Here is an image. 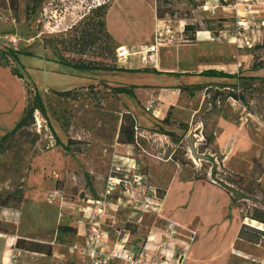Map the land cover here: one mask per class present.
<instances>
[{
  "label": "rangeland",
  "instance_id": "rangeland-1",
  "mask_svg": "<svg viewBox=\"0 0 264 264\" xmlns=\"http://www.w3.org/2000/svg\"><path fill=\"white\" fill-rule=\"evenodd\" d=\"M199 3L0 0V50L30 51L19 56L20 66L10 63L32 93L37 90L45 106V114L34 111L32 120L10 136L0 153V194L16 192L20 196L18 208H7L14 212L13 218L0 213V230L12 232L13 224L5 220L20 219L22 232L52 241H36L45 249L51 247V253H46L50 258L41 264H82L72 248L76 231L62 230L74 228L80 214L76 209L61 208L59 200L80 204L90 198L102 199L109 177L128 182L126 187L116 185L105 197L103 224L113 235L116 231L143 234L152 224L162 225L164 220L143 206L152 199V190L160 198L174 177L177 182L206 180L230 193L241 226L246 227L228 258L203 263L225 264L227 258L226 264H251L253 258L264 259V230L258 234L245 222L253 216L264 218V82H251L242 100L227 96L242 77H264V67L253 70L264 63V5H254L251 14L239 18L222 17V12L207 16ZM99 4L107 5L106 28L115 39L106 43L102 37L89 43L80 38L75 46L73 35L93 32L88 11ZM156 9L175 39L174 44L159 47L156 71L83 74L86 71L58 62L62 56L72 61L103 60L124 68L147 67L133 55L119 62L116 48L130 51L148 44ZM85 15L89 17L83 21ZM185 25L190 28L183 33ZM80 48L82 53L77 51ZM211 69L235 77L201 74ZM16 78L25 90V105L24 80ZM0 81L5 82L1 75ZM115 85L137 87L130 96L113 93ZM72 88L78 89L76 96L55 93ZM152 99H158L159 118L144 109ZM121 124L125 132H133V143H118ZM138 174L144 175L143 183L133 181ZM54 189L60 197L48 204L46 197ZM235 250L246 256L236 255ZM7 261L5 255L4 263Z\"/></svg>",
  "mask_w": 264,
  "mask_h": 264
},
{
  "label": "crops",
  "instance_id": "crops-1",
  "mask_svg": "<svg viewBox=\"0 0 264 264\" xmlns=\"http://www.w3.org/2000/svg\"><path fill=\"white\" fill-rule=\"evenodd\" d=\"M152 37L150 38V42L152 41ZM82 73L90 72L86 71ZM0 75L1 78L5 79V82L0 81L1 137L12 130L20 119L24 106L25 90L20 81L14 75H11L6 68L0 66ZM158 110L160 114V109ZM229 194L226 189L211 181L187 180L177 182L174 177L163 188L161 195V211L158 216L164 220L162 225L157 226L152 224L148 228L147 233L143 234L128 233L129 238L135 242H140L146 236H154L155 240L150 245L151 247H158L163 240L160 233L163 232L168 222L172 221L186 226L192 225L193 228L198 229L199 235L190 245L183 264H204L203 262L220 261L224 259V256L228 258L230 255L228 252L238 238V232L242 224L239 213L233 205ZM0 209V213L6 212L13 218L14 212H11V209L2 207ZM5 221L11 222L13 227L12 232L0 230V264H41L42 262H46L47 258H50L44 253L15 250L14 244L17 239H26L34 242H40L41 240L29 236L26 232H22L20 219L18 222ZM74 229L76 231V234H74L76 244L83 245L84 237L81 231H78L76 227ZM126 232L124 231L122 234L121 231H116V234H112L110 243L114 242L118 235L120 237ZM178 246H180L179 243ZM193 246L195 248L192 253L191 249ZM235 252H237L236 255L238 256H246L243 251L235 250ZM5 255L8 257L6 263H4ZM52 258L54 259V257Z\"/></svg>",
  "mask_w": 264,
  "mask_h": 264
},
{
  "label": "built area",
  "instance_id": "built-area-1",
  "mask_svg": "<svg viewBox=\"0 0 264 264\" xmlns=\"http://www.w3.org/2000/svg\"><path fill=\"white\" fill-rule=\"evenodd\" d=\"M256 4L264 5V0H200L198 7L207 16L222 12V17L228 14L231 17L245 18L251 14L252 7ZM174 42V36L166 19L157 18L150 43L139 45L135 50L129 49L130 51L123 49L122 46L116 48V58L123 63L128 57L137 56L144 66L155 68L158 64L159 47L170 46ZM157 101L158 99H152L144 106L145 111L152 113L155 117L159 116V102ZM53 175L57 176L55 172ZM144 178L142 174L134 175L133 181L140 184L145 181ZM120 183L124 187L128 184L126 180L109 177L102 199L90 198L80 204L59 200L61 208L76 209L80 214L75 220V227L81 231L84 244H75L72 248L81 256L82 264H183L190 245L199 235L198 229L191 226L168 222L163 232L160 233L163 240L158 247L150 245L155 240L154 236H146L143 241L135 242L129 238L128 231L120 237L118 235L114 242L110 243L112 233L103 224V216L106 212L105 197L111 195L115 186ZM58 197H60V193L54 189L48 193L46 200L48 204H52ZM146 202L143 206L146 209L150 207L146 212L160 213L161 196L158 198L155 190H152V199H147ZM251 264H264V259L253 258Z\"/></svg>",
  "mask_w": 264,
  "mask_h": 264
},
{
  "label": "trees",
  "instance_id": "trees-1",
  "mask_svg": "<svg viewBox=\"0 0 264 264\" xmlns=\"http://www.w3.org/2000/svg\"><path fill=\"white\" fill-rule=\"evenodd\" d=\"M16 0H9L10 3L15 2ZM30 1V0H27ZM30 5H26V9H28ZM106 9L107 5L106 4H99L98 6L94 8L89 9L90 15L93 17V22L91 23L90 27L93 28V32L91 34L89 33H84L83 31L81 32V35L79 37H75L73 35V44L75 46H78L79 43L77 39L80 38H85L89 40V43H96L97 41L100 40V38H104L106 40V43H111L113 38L108 32L106 28ZM89 17V16H88ZM87 15L83 16V21L86 20ZM156 17L157 18H162V14L159 13V11L156 9ZM81 21V22H83ZM74 27H70V29H73ZM189 25H185L183 29V33L186 32L187 29H189ZM188 40H192L193 38H187ZM82 44V43H81ZM86 46V45H83ZM82 46V47H83ZM116 48V46H114ZM112 48V49H114ZM81 50V51H80ZM84 49H79L77 51H80L81 53L83 52ZM21 54H30V51L27 49H15V48H7L4 50H0V66L1 67H9L10 72L12 75L18 77L19 79H23V75L18 71L16 67H14L10 61L17 63L19 66L21 65L19 56ZM59 56L60 53H58ZM59 63L73 68V69H79V70H84V71H93V72H107V71H113V72H128V71H149L153 70L156 71L155 68H138V69H132V68H124V67H118L115 64L110 65L105 63L103 60H93V61H85L79 59V61H72V60H67L64 59V57H59ZM264 67V63H259L258 65L253 66V70H257L259 68ZM206 72V73H205ZM201 74H207L209 76H214V77H222V78H234V74L230 73H225L223 71H217L215 69L207 70L204 72H201ZM253 81H260L264 82V77H259L256 75H251L250 77H242L240 81L237 83L236 86L233 87L232 91L228 92L227 96L232 97L235 100H242L244 91L247 88L251 87V82ZM24 86L26 89V103L24 105L22 115L18 122L15 124L12 130L9 132L5 133L3 136L0 137V153H3L6 149L7 142L10 138L11 135L16 133L20 128L26 126L33 118V113L34 111H39L43 115L45 114V106L41 100L40 94L37 92V90L32 89L29 87L28 83L24 80ZM248 84H250L248 86ZM93 84L88 85L89 87H92ZM137 86L135 85H115L112 87V92L115 94H122L125 93L127 95L132 96L133 95V89L136 88ZM226 88L228 87V90L230 89L229 86H225ZM78 92L77 88H72V89H67L64 91H55V93L59 96L63 97H69V96H76V93ZM130 115V113H124ZM132 120V119H131ZM126 133V135H125ZM169 134V133H168ZM117 139L119 140L118 143L120 144H131L133 143V132L132 131H127L125 132L123 125L121 124L120 130L117 136ZM61 144V143H59ZM65 148H68V145H64ZM19 193H10L7 195H1L0 194V207L2 208H18V205L20 203V196L18 195ZM231 201L234 205L233 198L231 197ZM235 206V205H234ZM253 220L260 221V223L264 224V218H260L258 216H253L251 217ZM246 225L243 224L238 232V235H240V232L243 228H245ZM62 230L64 231H74V228L67 227L63 228ZM254 232L261 234L262 231L259 230H264V229H258L253 227L252 229ZM240 237V236H239ZM50 249H45L44 245H41L40 243H36L34 241H28L26 239H17L15 244H14V249L17 251L20 250H26V251H31V252H37V253H44V254H50L51 253V247Z\"/></svg>",
  "mask_w": 264,
  "mask_h": 264
},
{
  "label": "bare ground",
  "instance_id": "bare-ground-1",
  "mask_svg": "<svg viewBox=\"0 0 264 264\" xmlns=\"http://www.w3.org/2000/svg\"><path fill=\"white\" fill-rule=\"evenodd\" d=\"M245 222H247L249 225L257 227L259 229H264V224L259 223V222L255 221V220L245 219Z\"/></svg>",
  "mask_w": 264,
  "mask_h": 264
}]
</instances>
